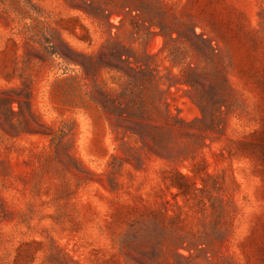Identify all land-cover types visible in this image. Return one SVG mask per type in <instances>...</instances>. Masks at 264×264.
<instances>
[{"label":"rangeland","instance_id":"rangeland-1","mask_svg":"<svg viewBox=\"0 0 264 264\" xmlns=\"http://www.w3.org/2000/svg\"><path fill=\"white\" fill-rule=\"evenodd\" d=\"M3 92L0 264H264V0H0Z\"/></svg>","mask_w":264,"mask_h":264},{"label":"trees","instance_id":"trees-1","mask_svg":"<svg viewBox=\"0 0 264 264\" xmlns=\"http://www.w3.org/2000/svg\"><path fill=\"white\" fill-rule=\"evenodd\" d=\"M67 62H71L72 60L70 59H66ZM3 94V96H2ZM10 95L6 94V92L4 93H0V116H3L5 118V121L9 122L12 118V116L15 115H19L22 113V105H28L27 101H22L20 97L16 96V98H10ZM17 105V112L12 111V105L13 104ZM11 127H13V125L10 123L9 124Z\"/></svg>","mask_w":264,"mask_h":264}]
</instances>
